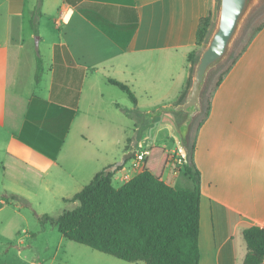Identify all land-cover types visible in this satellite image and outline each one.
<instances>
[{
	"label": "crops",
	"instance_id": "1",
	"mask_svg": "<svg viewBox=\"0 0 264 264\" xmlns=\"http://www.w3.org/2000/svg\"><path fill=\"white\" fill-rule=\"evenodd\" d=\"M212 2L0 0V129L13 127L10 155L50 168L73 138L72 144L94 149L69 151L71 162L85 154L89 166L104 155L110 166L119 155L145 147L146 113L185 100L193 78L189 55ZM39 6L35 31L32 19ZM66 12L70 18L64 22ZM37 53L44 72L39 82L35 79L37 90L25 93L18 80L21 63L28 61L36 70ZM110 78L129 85L137 103ZM34 97L48 101V110L68 122L55 159L18 138ZM171 137L181 141L179 131ZM192 143V159L201 172L200 264H243L248 251L243 230L264 223V26L215 88ZM154 145L176 151L155 142L144 151ZM190 147L189 140L186 153L172 155L164 171L163 179L176 188H193L183 171L191 163ZM169 166L173 172L166 179ZM124 177L115 174L114 184Z\"/></svg>",
	"mask_w": 264,
	"mask_h": 264
},
{
	"label": "trees",
	"instance_id": "2",
	"mask_svg": "<svg viewBox=\"0 0 264 264\" xmlns=\"http://www.w3.org/2000/svg\"><path fill=\"white\" fill-rule=\"evenodd\" d=\"M41 15L37 7L32 26L37 30V18ZM216 17V6L200 20L197 33V47L207 41ZM255 29L249 41L233 59L225 74L220 75L216 87L246 50L257 32ZM197 47L189 55L194 62ZM44 72L43 59L36 55V81ZM110 83L126 92L137 103V97L129 85L110 78ZM50 103L34 97L22 131L18 138L55 159L63 144L68 122L54 110H48ZM210 103L207 105L208 114ZM194 144L189 154L190 165L184 166V174L193 183L192 189L176 188L163 179L172 153L160 145L151 146L144 157L140 172L121 186H115L116 171L102 169L92 180L67 201L78 202L72 209H66L53 217L40 216L43 223L50 221L57 225L66 238L90 246L95 250L113 255L119 259L145 264H200V221H201V172L192 159ZM152 159V160H151ZM7 203L12 200L29 205V200L18 193H9ZM247 254L243 264H264V227L253 225L243 230Z\"/></svg>",
	"mask_w": 264,
	"mask_h": 264
},
{
	"label": "rangeland",
	"instance_id": "3",
	"mask_svg": "<svg viewBox=\"0 0 264 264\" xmlns=\"http://www.w3.org/2000/svg\"><path fill=\"white\" fill-rule=\"evenodd\" d=\"M218 5L219 0H213L211 7L213 9L216 6V17L210 34L215 29ZM263 23L264 0H257L242 21L227 56L222 62L213 67L207 76L202 96L203 109L193 122L190 145H192L199 124L206 117L207 105L210 103L220 75L225 74L227 68L232 65L233 59L243 50L255 29ZM206 42L197 47L196 59L193 63L191 62L192 70L201 51L206 46ZM35 75L36 70L29 65L28 61L21 63L18 80L23 92L29 93L37 90ZM148 101L149 98L145 99L143 104ZM159 108L151 111H156ZM22 110L23 103L21 101L16 110L17 116L20 115ZM175 116V112H162L151 125H148L150 121L146 119L148 139L145 141V147H137L139 150L137 153L144 152L148 148L146 147L147 144L155 142L168 148L176 147V151L172 150L171 153L174 157L181 158L179 152L186 153L182 147V141L179 140L176 143L171 137L174 133L178 134L177 124L174 126ZM73 131H75V127ZM128 131L133 136L132 140L135 139L132 124ZM12 132L13 127L9 125L0 129V264H145L142 261H125L85 244L70 240L59 232L57 225L50 221L43 223L40 220V216L43 214L55 217L66 209L74 208L78 202L67 201L65 198H71L88 184L94 177L96 170H102L104 167L108 168L110 158L100 155L98 162L94 158L93 164L88 166V157L82 154L79 157L80 159H74L75 161L71 162L70 160H73V158L69 157V151L86 152L94 148L91 144L86 143L84 144L87 147L81 146L77 142L72 144L73 138H70L52 167L47 168L44 164L37 165L39 163L35 167L22 163L10 155L8 140ZM126 153L119 155L117 161H120ZM134 158L128 159L121 169L117 170L116 176L125 175V177L123 180L119 179L118 181L117 179L116 185L127 181L139 172L140 168L133 165ZM172 172L173 167L169 166L165 178H170L168 176ZM70 175L76 179L68 178L66 180L65 178ZM9 193L23 195L29 200L30 204L27 205L16 200L7 203L6 196L9 197Z\"/></svg>",
	"mask_w": 264,
	"mask_h": 264
},
{
	"label": "water",
	"instance_id": "4",
	"mask_svg": "<svg viewBox=\"0 0 264 264\" xmlns=\"http://www.w3.org/2000/svg\"><path fill=\"white\" fill-rule=\"evenodd\" d=\"M256 1L219 0L215 29L209 35L206 46L194 64L192 83L185 100L180 104L162 106L156 111L146 113V117L150 121L148 125L154 123L155 118L162 112L177 113L179 115L177 128L182 145L188 149L193 122L203 109L202 96L207 76L210 70L227 56L242 21ZM136 153L137 150L127 152L120 161L106 169L116 171Z\"/></svg>",
	"mask_w": 264,
	"mask_h": 264
},
{
	"label": "built area",
	"instance_id": "5",
	"mask_svg": "<svg viewBox=\"0 0 264 264\" xmlns=\"http://www.w3.org/2000/svg\"><path fill=\"white\" fill-rule=\"evenodd\" d=\"M69 18H70L69 12L64 13L62 16V20L64 22L68 21ZM146 153H147L146 151H144L142 153H136V155L134 156L135 157L134 161H133V165L135 167H140L142 165ZM263 227H264V223H263Z\"/></svg>",
	"mask_w": 264,
	"mask_h": 264
}]
</instances>
